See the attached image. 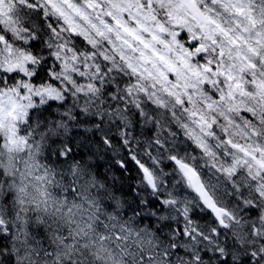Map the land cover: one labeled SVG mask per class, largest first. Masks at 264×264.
<instances>
[{
    "label": "clouds",
    "instance_id": "obj_1",
    "mask_svg": "<svg viewBox=\"0 0 264 264\" xmlns=\"http://www.w3.org/2000/svg\"><path fill=\"white\" fill-rule=\"evenodd\" d=\"M0 264H264V0H0Z\"/></svg>",
    "mask_w": 264,
    "mask_h": 264
}]
</instances>
